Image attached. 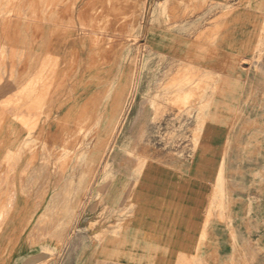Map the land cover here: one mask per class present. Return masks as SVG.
Returning a JSON list of instances; mask_svg holds the SVG:
<instances>
[{
  "label": "rangeland",
  "instance_id": "374dc122",
  "mask_svg": "<svg viewBox=\"0 0 264 264\" xmlns=\"http://www.w3.org/2000/svg\"><path fill=\"white\" fill-rule=\"evenodd\" d=\"M261 3L232 0L230 10L217 19H264V12L252 11ZM207 4L0 0V264H64L71 244L81 242L80 219L88 212L98 214L99 238L116 234L120 209V215L127 214L126 189L117 181L128 177L113 172L112 163L118 161L111 160L110 152L119 147L124 164L149 162V140L143 132L158 136L150 142L172 162H186V132L197 121V147L205 127L207 92L217 87L219 76L203 81L190 67L177 65L172 80L163 77L155 97L152 92L154 102L144 117V108L137 105L144 81V31L151 13L173 42L178 32L188 44L217 48L224 29L198 33L192 22ZM241 5L247 12L239 11ZM231 30L232 53L241 61L244 56L234 38L239 28ZM251 30L261 43L264 27ZM255 42L252 54L257 52ZM184 72L186 76L180 74ZM173 113L189 118L184 116L182 125ZM128 133L135 135L129 139ZM262 190L264 195V186ZM224 202L220 178L208 210L223 217L230 210ZM253 207L248 204L245 210ZM95 227V222L90 225ZM88 242L84 237L82 243ZM200 243L196 258L201 259L203 238Z\"/></svg>",
  "mask_w": 264,
  "mask_h": 264
},
{
  "label": "crops",
  "instance_id": "0c3cea01",
  "mask_svg": "<svg viewBox=\"0 0 264 264\" xmlns=\"http://www.w3.org/2000/svg\"><path fill=\"white\" fill-rule=\"evenodd\" d=\"M207 1L192 22L198 33L216 26L224 29L217 48L202 42L188 44L178 32L173 42L150 13L144 31V81L137 100L145 117L153 95L165 82L163 77L171 81L177 65L184 70L190 67L203 81L219 76L217 87L207 92L205 127L197 147L193 143L197 121L186 132L190 148L185 163L172 162L150 142L158 136L143 132V139L149 140L145 156L150 161L112 163L113 172L128 177L117 181L127 198V214L120 215L124 211L120 209L118 232L99 238L98 214L85 213L80 219L81 242L71 244L64 264H264V207L258 206L264 205V38L259 43L257 32L251 30L264 27V19H217L230 10L232 0ZM252 11L264 12V3ZM232 27L239 28L234 38L244 56L241 61L232 53ZM254 42L257 52L252 54ZM156 80L158 84H152ZM184 113L176 115L182 125L184 116L189 118ZM134 135L128 133V138ZM120 150H116L119 158ZM219 177L224 203L230 204L223 217L208 210L215 203ZM248 204L255 205L253 210H245ZM94 222L96 227L91 229ZM84 237L88 243H82ZM201 238L205 244L200 259L196 254Z\"/></svg>",
  "mask_w": 264,
  "mask_h": 264
},
{
  "label": "bare ground",
  "instance_id": "6f19581e",
  "mask_svg": "<svg viewBox=\"0 0 264 264\" xmlns=\"http://www.w3.org/2000/svg\"><path fill=\"white\" fill-rule=\"evenodd\" d=\"M153 25V24H152ZM107 32V31H106ZM144 65V64H143ZM146 65V64H145ZM148 67V66H147ZM139 79V78H138ZM141 79V78H140ZM138 86V85H137ZM124 122V121H123ZM124 127V126H123ZM244 137V136H243ZM115 154L113 155V149L112 151L110 152L111 156V160H114V161H118L120 158H119V155L118 153H116V151L114 152ZM232 167V166H231ZM196 190V189H195ZM207 192V191H206ZM193 193V192H192ZM194 194V193H193ZM194 198V197H193ZM184 201V200H183ZM201 203V202H200ZM203 203V202H202ZM187 204V203H186ZM191 204V203H190ZM173 206V205H172ZM189 206V205H188ZM187 207V206H186ZM188 213V212H187ZM210 214V213H209ZM192 215V213H191ZM189 247V246H188ZM188 249V248H187Z\"/></svg>",
  "mask_w": 264,
  "mask_h": 264
}]
</instances>
